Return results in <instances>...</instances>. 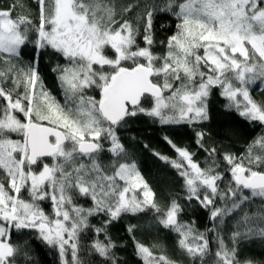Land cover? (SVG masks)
I'll return each instance as SVG.
<instances>
[{
  "label": "snow or ice",
  "instance_id": "1",
  "mask_svg": "<svg viewBox=\"0 0 264 264\" xmlns=\"http://www.w3.org/2000/svg\"><path fill=\"white\" fill-rule=\"evenodd\" d=\"M38 4L35 45L38 49L50 46L69 61L68 66L54 69L60 73L65 103L59 104L44 91L42 83L37 95L35 67L19 72L13 67L0 70V98L6 102L0 106V171L4 173L0 178V264H15L18 248L9 242L13 227L37 230L41 240L59 249L63 264H69L68 250L71 264H82L79 234L88 227L89 216L105 212L111 223L122 214L148 209L161 214L159 223L179 234V246L193 260L199 258L206 264L205 257L211 251L206 235L178 221L182 209L176 201L162 211L134 162L116 163L111 173L106 171L97 159L105 150L100 140H109L108 151L121 156L125 149L115 129L127 117L144 114L161 124L207 120V102L214 87L229 101L226 107H234L249 121L264 123V104L254 101L249 90L250 84L264 83V0H166L161 10L178 9L173 14L180 23L162 56L152 52L153 10L140 17L145 21V46L140 47L136 42L140 28L128 20L120 23L110 0H38ZM31 25L26 17L13 18L10 10H0V53L18 57L29 39ZM106 47L115 51V58L105 55ZM141 59L145 62L140 63ZM122 61H132L134 66L123 67ZM104 66L113 71L104 72ZM9 77L12 87L6 88ZM93 86L100 89L99 100L86 95L85 90ZM146 97H151V108L141 104ZM43 121L47 125L40 123ZM13 133L22 139H12ZM197 137L203 147L204 133H197ZM257 147L264 152V137L249 146L246 156L224 154L230 179L223 190L218 182L225 177L215 159L201 168L187 149L180 148H176L179 162L161 157L185 179L188 199H196L205 208L214 205L217 197L230 201L213 208L210 218L214 221L223 223L225 216L242 205L261 201L259 209L251 215L244 212L237 221L231 248L217 232L215 264H239L236 242L264 239V154H254ZM208 151L210 157L215 156V148ZM44 157L53 158L55 163L34 171ZM23 189L30 200L20 197ZM73 191L90 196L95 206H75ZM44 199L53 203V218L38 203ZM102 230L96 229L98 233ZM92 247L115 264V258L110 257L115 244L110 238L107 243L97 240ZM137 253L144 264H175L163 255L155 256L143 244L137 243Z\"/></svg>",
  "mask_w": 264,
  "mask_h": 264
},
{
  "label": "trees",
  "instance_id": "2",
  "mask_svg": "<svg viewBox=\"0 0 264 264\" xmlns=\"http://www.w3.org/2000/svg\"><path fill=\"white\" fill-rule=\"evenodd\" d=\"M115 5L116 19L122 23L128 20L134 26L140 28V34L136 42L144 47L143 27L145 21L140 19L148 10H153L152 34L154 44L152 52L155 55H164L167 51V42L170 36L176 33L180 20L172 12L162 11L166 0H110ZM177 3L182 0H176ZM15 6V7H13ZM126 9H130L125 11ZM0 10H10L13 18L26 17L32 21L28 33V41L21 46L18 57H9L0 53V70L6 71L13 67L14 72L23 69L27 71L35 67L43 88L51 97L63 105L65 93L59 80L60 73L54 71L57 66H68V59L61 53L46 47L38 49L35 45V28L39 26L38 0H0ZM117 27L119 24L116 25ZM135 50V49H134ZM202 54V53H201ZM5 61H8L6 63ZM144 63L143 59L139 60ZM132 61L124 63L123 67H133ZM159 66V62H157ZM6 88H11V77L4 83ZM250 95L254 101L264 104V83L257 81L249 85ZM23 91V87L19 89ZM88 91L87 94H91ZM167 94V93H166ZM5 101L0 98V106ZM141 104L145 108L152 107L151 97L143 98ZM229 101L221 95V89L214 87L211 90L207 102L208 119L197 123L161 124L156 118L138 114L127 117L124 122L116 127V135L123 144L125 154L122 162H134L143 180L155 193V202L166 211L173 201H176L182 209L177 219L182 224L191 225L196 233H204L209 239L210 253L205 257L206 264H215V252L219 248L217 232L223 237L224 242L231 248L232 232L236 230L237 221L244 212L250 215L261 207L259 199L242 205L235 213L225 216L223 223L220 220H212L211 211L214 207H223L230 201L216 198L215 204L203 207L196 199H188V191L185 187V179L172 164L161 157H167L169 161L179 162L176 148L187 149L192 154L193 162L201 168L207 167L213 159L219 164V171L225 179L218 182L223 190L230 179L227 171L229 165L224 161V154L235 157L246 156L250 145H253L260 137H264V123L249 121L242 117L234 107H226ZM35 120V118H34ZM47 124L46 121L40 122ZM107 126V125H105ZM203 132L204 137L200 144L197 143V133ZM171 141V143H169ZM104 151L98 156V162L102 167L108 168L116 163V156L108 149L111 147L109 140L101 138ZM175 145V148L172 146ZM215 148L214 157L209 156L210 149ZM254 154H264L258 147L254 148ZM88 163V160H84ZM264 168V165L261 166ZM248 193L246 192L245 195ZM73 204L91 207L88 196L79 195L73 191ZM44 208L50 204L42 202ZM151 209L138 213H125L118 220L108 223L109 216L105 212H98L88 219V227L80 232L78 241V258L82 264H113L111 258L100 256L92 247L97 241L107 243L110 238L115 247L110 250V257L115 258V264H144L137 253V243L148 247L155 256L163 255L175 264H201L199 258L193 260L188 253L179 246V234L172 228H166L159 223V216ZM129 228L132 230L129 231ZM96 229H103L97 232ZM243 230V228H241ZM9 242L18 248L15 264H61L57 248L46 244L39 238L38 233L32 229L18 230L11 228ZM236 258L239 264H264V239L253 237L241 239L236 242Z\"/></svg>",
  "mask_w": 264,
  "mask_h": 264
},
{
  "label": "rangeland",
  "instance_id": "3",
  "mask_svg": "<svg viewBox=\"0 0 264 264\" xmlns=\"http://www.w3.org/2000/svg\"><path fill=\"white\" fill-rule=\"evenodd\" d=\"M47 27V26H46ZM49 48H51L50 46H49ZM105 55H107V56H109V57H111V58H115V51L113 50V49H111L110 47H106V49H105ZM125 62H127V61H122L121 63H122V66L124 65V63ZM68 65H69V63H68ZM94 68L97 70V71H100L101 69L99 68V66H94ZM104 72H111V71H113V69L110 67V66H104V68L102 69ZM40 84H41V82L40 81H37V85H36V91H37V95L39 94V91H40ZM44 89V88H43ZM92 91V93L91 94H87L88 96H91V97H95L97 100H99L100 99V96H101V93H100V89L99 88H96L95 86H93L92 88H89V89H86L85 91H86V93L88 92V91ZM44 91H45V89H44ZM6 103V102H5ZM17 114V116H18V118L19 119H21L22 121H25V117L22 115V114H19V113H16ZM11 138L12 139H17V140H19V139H22V136L20 135V134H15V133H13L12 135H11ZM123 159V155L121 156V158H117V160H116V163H125L124 161L122 162L121 160ZM53 163H55V161H54V159L53 158H49V159H44V160H42V163H40V164H38L37 166H35L34 167V171H39V170H41V168H42V165L43 164H48V165H52ZM115 163V164H116ZM128 163H130V162H128ZM114 164V163H113ZM112 164V165H113ZM112 165L110 166V168H108V170H109V173H111V171H112ZM104 168V167H103ZM107 168H105V170H106ZM0 178H4V173L2 172V171H0ZM6 187H7V184H6ZM140 191H139V189L137 190V196H138V198L140 197ZM20 197L21 198H23V199H25V200H30V196H29V193H28V191L26 190V189H23L22 191H21V193H20ZM89 198H90V200H91V207H89V208H93L94 206H95V202L91 199V197L90 196H88ZM43 201H46V202H48L49 204H50V206H49V208H44V206L42 205V202ZM39 203V205H40V207L43 209V211L45 212V214L46 215H48L50 218H53L54 217V212H53V203H52V201H51V199H44V200H42V201H39L38 202ZM75 206H77V205H75ZM80 207H83V206H80ZM83 208H85V207H83ZM85 209H88V208H85ZM90 218V216L88 217V219ZM14 228V227H13ZM20 230H22V229H20ZM27 230H29V229H27ZM32 230H35V229H32ZM37 233H38V231L37 230H35ZM38 235H39V233H38ZM79 236H80V234H79ZM55 247V246H54ZM55 248H57V247H55ZM57 250H59L58 248H57ZM66 259L68 260V262H69V264H71V252H70V250H68V252H67V254H66ZM62 264H63V261H62Z\"/></svg>",
  "mask_w": 264,
  "mask_h": 264
},
{
  "label": "water",
  "instance_id": "4",
  "mask_svg": "<svg viewBox=\"0 0 264 264\" xmlns=\"http://www.w3.org/2000/svg\"><path fill=\"white\" fill-rule=\"evenodd\" d=\"M143 99V98H142ZM142 101V100H141ZM45 125H47V124H45ZM49 158H51V157H44V158H42V160H44V159H49Z\"/></svg>",
  "mask_w": 264,
  "mask_h": 264
},
{
  "label": "flooded vegetation",
  "instance_id": "5",
  "mask_svg": "<svg viewBox=\"0 0 264 264\" xmlns=\"http://www.w3.org/2000/svg\"><path fill=\"white\" fill-rule=\"evenodd\" d=\"M58 251V254H59V250H57ZM59 259L61 260V264H62V259H61V257H60V254H59Z\"/></svg>",
  "mask_w": 264,
  "mask_h": 264
}]
</instances>
